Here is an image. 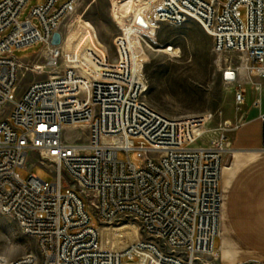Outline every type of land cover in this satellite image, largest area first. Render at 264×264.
Returning a JSON list of instances; mask_svg holds the SVG:
<instances>
[{"label": "built area", "instance_id": "1", "mask_svg": "<svg viewBox=\"0 0 264 264\" xmlns=\"http://www.w3.org/2000/svg\"><path fill=\"white\" fill-rule=\"evenodd\" d=\"M28 1L0 0V215L35 248L0 253V264H215L228 136L198 144L212 114L171 117L148 103L135 34L116 35L111 52L82 14L72 19L79 0H44L20 19ZM189 20L211 37L218 62L245 55L250 81L229 83L241 86L240 111L244 87H263L253 77L264 79V0H163L154 33ZM36 42L33 54H14ZM260 121L264 151V111ZM102 230L116 237L108 245Z\"/></svg>", "mask_w": 264, "mask_h": 264}, {"label": "rangeland", "instance_id": "2", "mask_svg": "<svg viewBox=\"0 0 264 264\" xmlns=\"http://www.w3.org/2000/svg\"><path fill=\"white\" fill-rule=\"evenodd\" d=\"M63 1L65 0H59L57 5ZM43 2L44 0H29L20 14V19L24 18L32 6ZM158 4L159 0H79L72 19L75 21L82 14L94 26L100 42L108 46L111 52L116 35L121 32L135 34L133 47L138 57V66L143 67L142 71L148 83V103L171 117L212 114V118L205 124L202 138L197 141L198 144L206 145L221 135L229 138L236 123L229 118L230 111L236 113L234 90L241 87L237 83L229 84L223 76L226 69L224 60L229 55H223L221 62H218L211 51V37L194 20L176 26L162 24L154 33L152 20ZM139 17L143 24L137 22ZM41 44L36 42L29 47L15 50L14 54L18 57L31 55ZM232 60L233 63L229 64L232 69L241 65L240 59L237 62L234 58ZM238 79H249L246 70H239ZM249 128L251 136L248 138L253 140L254 128L252 125ZM231 152L224 156V172L230 166L233 156ZM128 155L132 162L138 163L136 151H130ZM117 156L119 159H126L124 151H119ZM17 170L22 178H27L28 172L21 168ZM31 172L44 180H50L39 166L34 167ZM221 191L219 232L215 239L219 258L215 264L222 262L219 242L223 213L226 217L228 214L230 219L241 222V230L251 220L256 219L254 213H264V162H255L244 167L233 180L227 194L222 185ZM259 219L262 221L264 215L259 216ZM122 227L128 231L134 224L128 220L122 223ZM232 232L244 247L262 256V259H249L236 264H264V231ZM102 238L103 244L108 245L116 237L111 232L102 230ZM126 240L123 239V242ZM34 248L35 241L23 236L14 220L0 215V253L3 256L14 258Z\"/></svg>", "mask_w": 264, "mask_h": 264}, {"label": "crops", "instance_id": "3", "mask_svg": "<svg viewBox=\"0 0 264 264\" xmlns=\"http://www.w3.org/2000/svg\"><path fill=\"white\" fill-rule=\"evenodd\" d=\"M247 77H249V73L247 72ZM254 81L262 82L263 87L259 93L255 92L251 85H246L244 87V103L240 111H236V113H232L231 111L229 118H232L235 122L239 119L241 113H244V118L241 123L235 125L232 133L229 137V141L232 145V160L230 166L234 162V158L236 154H250L243 159L240 166L236 168L233 174L228 175L227 179L224 181V171H222L221 185L225 190L226 194L233 183V180L236 178L237 174L247 165L255 162H264V151L258 150L261 144V121L260 114L264 111V79L261 77H253ZM250 81V77H249ZM248 80L244 83L249 82ZM256 96L260 97V104H254V98ZM251 125L254 128L253 131V140H250L248 137L251 136L249 131V127ZM234 151H239L235 153ZM249 151V152H248ZM252 151V152H251ZM257 151V152H256ZM228 166V167H230ZM256 215V219L250 221V224H246L245 228L240 229V224L237 220L230 219V215L223 213L221 227H220V253H221V264H236L241 261L249 260V259H262V256L257 253L251 251L244 247L238 239L235 237L232 230L236 232L242 231H264V219L261 221L259 216L264 215V213L258 212ZM231 221H230V220ZM234 224L236 226H234ZM231 225V226H230ZM232 227V230H231ZM216 239V238H215ZM245 241L247 239L245 238ZM255 246V245H253ZM252 246V247H253ZM216 248V247H215ZM229 254V255H228Z\"/></svg>", "mask_w": 264, "mask_h": 264}, {"label": "bare ground", "instance_id": "4", "mask_svg": "<svg viewBox=\"0 0 264 264\" xmlns=\"http://www.w3.org/2000/svg\"><path fill=\"white\" fill-rule=\"evenodd\" d=\"M163 0H159V4H158V7L161 5ZM43 53L44 50H43ZM223 55H229L225 58V64H226V71H233L234 72V80H229L227 79L228 81L227 82H232V81H235V83L237 84H243L245 81H249V79H246L244 81H240L238 79V72L240 69H244L246 70V72H248V69H247V61H246V58H245V55L243 53H240V52H225ZM235 59L236 62L240 59L241 60V65L240 66H237L236 68L232 69V67L230 66L229 67V64L232 62L233 63V60L232 59ZM232 151V150H231ZM262 151V150H261ZM235 153H238L239 151H234ZM249 152V151H248ZM252 152V151H251ZM257 152V151H256ZM250 154H236L235 158H234V162L233 164L226 168L225 169V172H224V181L227 179V176L228 175H231L238 166H240L241 162L243 161V159H245L244 157L248 156ZM225 167V166H224ZM223 167V169H224ZM222 169V171H223ZM221 178H222V173H221ZM229 255V254H228Z\"/></svg>", "mask_w": 264, "mask_h": 264}, {"label": "water", "instance_id": "5", "mask_svg": "<svg viewBox=\"0 0 264 264\" xmlns=\"http://www.w3.org/2000/svg\"><path fill=\"white\" fill-rule=\"evenodd\" d=\"M137 22L140 23V24L144 23L143 20L140 17L137 19ZM59 41H60V35H59V33L56 32L53 35L52 44H58ZM168 48H170V47H168ZM232 77H233V73L228 71L226 73V78H232Z\"/></svg>", "mask_w": 264, "mask_h": 264}]
</instances>
